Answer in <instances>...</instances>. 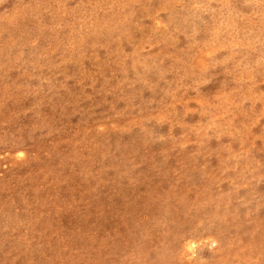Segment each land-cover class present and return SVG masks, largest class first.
<instances>
[{
    "label": "rangeland",
    "instance_id": "374dc122",
    "mask_svg": "<svg viewBox=\"0 0 264 264\" xmlns=\"http://www.w3.org/2000/svg\"><path fill=\"white\" fill-rule=\"evenodd\" d=\"M0 264H264V0H0Z\"/></svg>",
    "mask_w": 264,
    "mask_h": 264
}]
</instances>
